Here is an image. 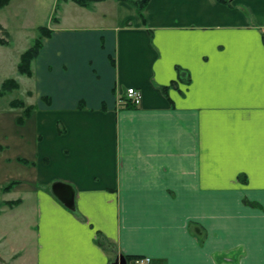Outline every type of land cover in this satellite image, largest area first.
Segmentation results:
<instances>
[{"label":"crops","instance_id":"0c3cea01","mask_svg":"<svg viewBox=\"0 0 264 264\" xmlns=\"http://www.w3.org/2000/svg\"><path fill=\"white\" fill-rule=\"evenodd\" d=\"M62 3L33 143L0 159V264H264V0Z\"/></svg>","mask_w":264,"mask_h":264},{"label":"rangeland","instance_id":"374dc122","mask_svg":"<svg viewBox=\"0 0 264 264\" xmlns=\"http://www.w3.org/2000/svg\"><path fill=\"white\" fill-rule=\"evenodd\" d=\"M58 0H11L0 9V86L4 79L14 78L19 83V88L9 90L0 96V159L3 155L21 154L17 141L32 145L34 127L32 117L23 113V107H12L9 102L21 100L34 102L27 95V89L32 81L26 75L19 74L16 65L20 53L25 50L37 36V27L55 24V17L60 16V8L67 7ZM63 21V20H62ZM3 41V43L1 42ZM34 99V98H33ZM32 105V104H31ZM33 107L35 105H32ZM21 117L22 122L17 119ZM6 143L9 145L6 146Z\"/></svg>","mask_w":264,"mask_h":264},{"label":"trees","instance_id":"16d2710c","mask_svg":"<svg viewBox=\"0 0 264 264\" xmlns=\"http://www.w3.org/2000/svg\"><path fill=\"white\" fill-rule=\"evenodd\" d=\"M11 0H0V9L6 6ZM58 1H67V0H58ZM74 3L78 4L79 6L83 7H89L92 3L102 1V0H70ZM118 1H124L129 3L134 9L136 10L137 14L144 19L143 10L145 6L147 5L149 0H118ZM224 1V0H220ZM0 25V29H1ZM51 29L48 28V26L40 25L37 27V36L33 39L32 43L23 50L19 55V60L16 65V70L19 74H23L26 76H32V63L36 56L38 55L39 50L42 47V39L44 37H49L51 34ZM3 43V41L1 40ZM19 88V83L14 78H6L2 81L0 86V96L4 95L7 91L17 89ZM166 86L162 87V90H165ZM10 106L12 107H24L26 110H30L33 108L32 105H25L23 101L21 100H12L9 102ZM58 131L61 132V129L58 128ZM13 182V181H12ZM11 182L4 185L2 187L3 190H8L11 186ZM1 206V203H0ZM135 257L132 256H126V260L130 261L134 259Z\"/></svg>","mask_w":264,"mask_h":264},{"label":"water","instance_id":"95a60500","mask_svg":"<svg viewBox=\"0 0 264 264\" xmlns=\"http://www.w3.org/2000/svg\"><path fill=\"white\" fill-rule=\"evenodd\" d=\"M51 193L59 199L61 202H63L68 208L74 209L75 203H74V189L71 187V185L61 182V181H55L51 184L50 187ZM126 261L124 259L123 255H120L115 264H125Z\"/></svg>","mask_w":264,"mask_h":264},{"label":"built area","instance_id":"2783aa9c","mask_svg":"<svg viewBox=\"0 0 264 264\" xmlns=\"http://www.w3.org/2000/svg\"><path fill=\"white\" fill-rule=\"evenodd\" d=\"M125 95L128 99V102L131 104L138 106L141 102L140 91L135 87H126ZM150 257L149 256H138L132 259L131 264H149Z\"/></svg>","mask_w":264,"mask_h":264}]
</instances>
